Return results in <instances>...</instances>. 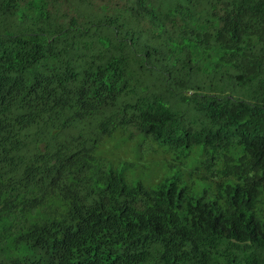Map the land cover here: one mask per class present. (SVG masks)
I'll return each mask as SVG.
<instances>
[{
  "label": "trees",
  "instance_id": "trees-1",
  "mask_svg": "<svg viewBox=\"0 0 264 264\" xmlns=\"http://www.w3.org/2000/svg\"><path fill=\"white\" fill-rule=\"evenodd\" d=\"M0 264H264V0H0Z\"/></svg>",
  "mask_w": 264,
  "mask_h": 264
},
{
  "label": "rangeland",
  "instance_id": "rangeland-1",
  "mask_svg": "<svg viewBox=\"0 0 264 264\" xmlns=\"http://www.w3.org/2000/svg\"><path fill=\"white\" fill-rule=\"evenodd\" d=\"M116 146L113 144L114 148L107 154L108 157L121 156L125 149H129L120 144ZM200 152V147H196L192 154L184 157L182 154L177 155L176 152L167 151L163 148L152 158L148 155L150 152H145L142 161L135 162L133 167H126V179L132 184L140 183L148 188L156 187L160 181L165 179L176 180L181 186L193 188V182L188 174L198 168L195 166L201 163ZM128 159H134V155L129 153ZM116 168L122 169L123 167ZM194 191L196 192L195 188Z\"/></svg>",
  "mask_w": 264,
  "mask_h": 264
}]
</instances>
